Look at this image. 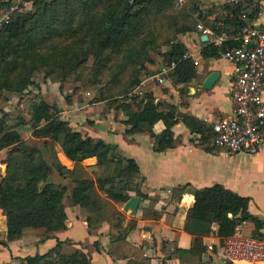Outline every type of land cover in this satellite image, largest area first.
<instances>
[{
  "label": "trees",
  "instance_id": "obj_1",
  "mask_svg": "<svg viewBox=\"0 0 264 264\" xmlns=\"http://www.w3.org/2000/svg\"><path fill=\"white\" fill-rule=\"evenodd\" d=\"M27 1L33 7L26 9L19 4L10 23L0 28V97L5 90L24 92L42 71L53 78H67L84 67L90 55L95 58L93 69L115 62L118 70L111 77L113 83H121L120 74L133 68L130 80L122 85H128L125 92L129 93L140 84L147 69L145 63L154 61L152 53L159 52L162 45H169L168 51L159 53L171 68L169 75L173 82H189L197 76L196 61L187 54V46L177 40L178 32L196 28L198 24L187 12L188 6L190 11L195 10L192 6L195 0H128V4L126 0ZM12 4L13 1L3 2L2 12ZM223 8L222 16L207 24L216 32L233 36L244 23L238 15L245 7L224 4ZM226 25H232L234 31ZM237 43L233 38L223 46L210 43L202 53L221 56L227 46ZM40 97L34 104L33 124L43 125L36 127L34 133L60 143L62 150L55 154V166L58 174L70 181L66 184L50 178L53 164L36 147L26 144L18 129L5 128L0 122V150L19 144L17 149L22 152L9 157L7 172L0 182V210L8 226L7 241L3 243L19 239L32 229L41 230V240L55 236L54 232L67 228L68 204H77L85 211L90 233L103 221L117 218L118 239L124 241L123 213L109 198L120 203L130 198L127 190L138 176L137 162L128 158V165L117 177L92 176L82 159L97 156L102 162L108 158L110 143L75 130L68 120L61 118L56 107ZM106 98L105 95L99 100ZM133 103L137 104L134 110ZM118 109L128 116L124 120L131 125L127 133L152 131L155 122L162 119L167 127L156 135L155 149L163 150L173 144L172 127L180 115L177 105L156 101L153 92L144 91L142 95L129 96ZM182 118L191 131L201 132L205 141L210 139V128L203 120L187 114ZM191 194L194 205L188 212L185 229L193 234V245L190 249H177L180 254L203 251V236L213 233L214 222L219 223L218 232L224 238L234 232L238 221L248 216L249 197L222 184L195 188ZM239 213L240 218L236 217ZM63 244L58 239L44 252L21 257V264H91L89 251L75 248L65 253ZM95 246L101 249L98 240Z\"/></svg>",
  "mask_w": 264,
  "mask_h": 264
},
{
  "label": "crops",
  "instance_id": "obj_2",
  "mask_svg": "<svg viewBox=\"0 0 264 264\" xmlns=\"http://www.w3.org/2000/svg\"><path fill=\"white\" fill-rule=\"evenodd\" d=\"M14 0H0L1 4ZM224 0H195L191 18L198 22L196 28L177 33V40L187 46V54L197 61V76L189 82L175 83L169 75L170 69L165 65L159 52L169 50V45H162L159 52H153V62L145 66L155 72L145 75L138 87L153 92L156 101H165L178 106L180 115L173 125L174 142L163 150H156V135L166 129V123L160 119L152 131L134 134L126 132L131 127L124 122L128 118L125 111L116 109L115 105L106 106L104 101L95 104L83 103L75 108H65L75 130L95 138H102L110 143L108 158L99 162L97 156L82 159L94 177L118 176L128 165V158L134 159L139 166V173L132 181V188L127 190L130 197L141 195L137 213L124 210V203L109 201L123 213V228H126L125 240L119 242V229L115 226L117 218L103 221L99 227L89 232L85 211L77 204H68L67 228L56 231L55 236L41 240L40 229H32L19 239L7 241L8 226L0 210V264H21V257L36 252H44L64 241L63 252L75 248L89 251L91 264H135L146 260L148 264H264L241 263L221 260L215 250L207 248L208 243L218 245L223 240L219 235V223L212 225L213 233L203 236V251L180 254L177 249H190L193 234L185 229L187 215L194 205L191 191L215 184H222L235 193L249 197L248 216L238 222L246 221L243 231L256 235L264 233V148L256 153L231 152L213 143V123L232 114L233 99L230 87L235 64L221 56H204L202 50L210 43L216 45L219 37L225 42L236 37L227 32H216L207 24L212 23L224 13ZM191 5V4H190ZM243 7H251L242 4ZM264 22V16L249 19L251 22ZM202 24L207 33L199 28ZM224 27L222 24L221 27ZM234 31L232 25H226ZM207 35V39L203 36ZM236 40V39H234ZM228 44H226L227 46ZM164 69V81L156 78ZM213 71L219 76L212 86L204 85L206 77ZM50 83V82H49ZM54 87L51 92L55 94ZM139 95V94H138ZM48 96V94H47ZM53 98V97H52ZM67 106V105H66ZM131 108H137L132 104ZM193 115L203 120L210 128L211 137L207 141L201 132L191 131L183 120V115ZM71 123V124H72ZM72 124V125H74ZM56 178V175H54ZM60 176V175H59ZM59 182L68 183V177L59 178ZM57 182V181H56ZM186 193L181 197L182 192ZM103 195L105 193L101 192ZM242 213L236 215L240 218ZM231 217L234 215L229 214ZM134 223V226H129ZM100 243V250L95 246Z\"/></svg>",
  "mask_w": 264,
  "mask_h": 264
},
{
  "label": "built area",
  "instance_id": "obj_3",
  "mask_svg": "<svg viewBox=\"0 0 264 264\" xmlns=\"http://www.w3.org/2000/svg\"><path fill=\"white\" fill-rule=\"evenodd\" d=\"M20 2L21 0H16L0 12V28L10 23ZM224 2L231 5L247 4L251 7L243 8L238 15L244 21L239 34L234 37L238 43L227 46L222 52V57L235 64L230 87L233 110L230 116L213 123V143L231 152L256 153L264 148V22H251L249 19L252 15L258 19L264 16V0ZM199 28L203 33L208 31L202 24H199ZM216 42L222 45L224 39L219 37ZM174 65L175 63L171 67ZM166 71L164 69L156 78L164 81ZM133 93L142 95L144 89L138 87ZM245 222H238L232 234L225 236L218 245L208 243L207 248L215 250L224 261L264 262V233H245Z\"/></svg>",
  "mask_w": 264,
  "mask_h": 264
},
{
  "label": "rangeland",
  "instance_id": "obj_4",
  "mask_svg": "<svg viewBox=\"0 0 264 264\" xmlns=\"http://www.w3.org/2000/svg\"><path fill=\"white\" fill-rule=\"evenodd\" d=\"M20 4L25 6L26 9L33 7L32 2L27 0H21ZM94 59V56L90 55L84 67L70 73L67 78L65 76L53 78L54 76L47 75L45 71H42L34 78V83L26 88L24 92L19 93L5 90L0 97V122L5 125V128L18 129L25 143L31 147H36L43 157L53 164L50 178L55 179V181L60 180L59 172L55 166V154L61 151L62 147L60 143L53 142L34 133L36 127L43 125V123L39 126L33 124L34 104L40 101V96L56 107L60 112L61 118L68 120L74 128L77 123H72V120L68 116L69 114L66 113L64 115L63 113L66 107L73 109L76 103L81 105L83 103L95 104L96 102L104 101L107 107L115 104V106L117 105L116 109H118L119 106L121 107L127 101L129 96L136 95L133 92L138 86L129 93L125 92V88L128 85L122 86L124 83H127L126 81L130 80L133 68L126 69L120 74L121 83H113L111 77L118 70L114 66L115 62L112 61L107 66L93 69ZM79 71L84 72L80 74ZM153 72L155 71L147 68L143 73L144 76H147ZM94 81L96 82L94 83ZM53 87L56 92L52 95L50 92ZM105 95L107 96L106 99L99 100V98ZM18 147L19 144H16L0 150V182L7 172V160L9 157L11 155L17 157L22 153L17 149ZM54 175H56V178H54Z\"/></svg>",
  "mask_w": 264,
  "mask_h": 264
},
{
  "label": "water",
  "instance_id": "obj_5",
  "mask_svg": "<svg viewBox=\"0 0 264 264\" xmlns=\"http://www.w3.org/2000/svg\"><path fill=\"white\" fill-rule=\"evenodd\" d=\"M128 0L125 1V4H128ZM203 39H207V35L203 36ZM219 76V73L217 71L211 72L205 79L204 85L206 87H210L213 85V83L216 81L217 77ZM141 195L135 194L132 195L124 204L123 208L124 210H130L132 213H137L140 201H141Z\"/></svg>",
  "mask_w": 264,
  "mask_h": 264
},
{
  "label": "bare ground",
  "instance_id": "obj_6",
  "mask_svg": "<svg viewBox=\"0 0 264 264\" xmlns=\"http://www.w3.org/2000/svg\"><path fill=\"white\" fill-rule=\"evenodd\" d=\"M3 165V164H2Z\"/></svg>",
  "mask_w": 264,
  "mask_h": 264
}]
</instances>
